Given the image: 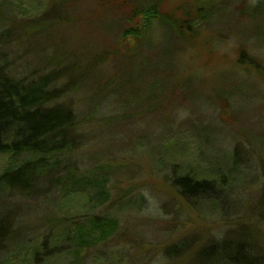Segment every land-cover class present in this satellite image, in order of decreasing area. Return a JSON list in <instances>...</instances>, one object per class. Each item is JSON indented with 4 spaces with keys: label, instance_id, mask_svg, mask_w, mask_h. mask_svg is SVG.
<instances>
[{
    "label": "rangeland",
    "instance_id": "1",
    "mask_svg": "<svg viewBox=\"0 0 264 264\" xmlns=\"http://www.w3.org/2000/svg\"><path fill=\"white\" fill-rule=\"evenodd\" d=\"M54 2V9L76 21L44 24ZM125 9L118 1L99 8L96 0H0V45L15 58L17 70L24 64L35 78L55 67L51 56H65L62 64L82 71L84 81L57 100L70 104L88 138L71 161L110 167L101 176L103 197L88 189L55 191L45 199L10 195L0 198V213L14 235L30 242H38L57 217L115 218V232L84 251L81 264H191L194 250L221 240L234 222L254 228L264 240V219L244 216L251 209L264 217V0H163L160 11L180 16L188 10L194 17L197 9L205 23L192 20L194 35L179 22L173 25L185 44L166 39L164 27L153 24L140 55L130 60H143L145 71L129 69L119 80L135 41L123 34L138 20L128 21ZM27 19L30 24L21 28ZM111 46L115 50L108 52ZM166 47L169 52L160 57ZM8 160L0 153V171ZM183 172L221 177L217 182L232 194L224 195L226 202L217 187L210 190L214 194L203 189L192 198L181 195L169 180ZM232 196L240 211L230 216ZM177 239L185 240L179 241L185 251L176 260L161 259L162 248ZM9 257L5 264H25L28 252L18 248ZM47 262L64 264V257L58 253Z\"/></svg>",
    "mask_w": 264,
    "mask_h": 264
},
{
    "label": "trees",
    "instance_id": "2",
    "mask_svg": "<svg viewBox=\"0 0 264 264\" xmlns=\"http://www.w3.org/2000/svg\"><path fill=\"white\" fill-rule=\"evenodd\" d=\"M113 1H118L119 5L126 7L125 16L128 21L138 17L134 25L125 28L126 31L123 34L124 36L131 35L135 41L128 47L129 56L124 57L127 63L119 69V80L124 78L125 71L129 69L145 71L147 66L143 60L141 62L130 60L133 56L140 55V42L142 38L146 39L144 37L146 34L147 37L150 35L149 29L153 24L160 28L164 27L166 39L174 38L179 43L185 44L187 43L185 37L179 33L177 35L173 30V25L179 22L180 27L194 35L196 32L192 20L197 18L205 23L203 15L200 16L197 9H194V17L189 14L188 10L183 11V14H179L180 16H177L175 11H160L159 7L163 0H96V4L99 8H105ZM55 3L45 12L47 20L43 19L44 24L47 22L65 24L72 20V22L76 21L67 19V15L62 13L64 10L54 9ZM162 14H170L172 19L161 21ZM29 21L31 20H23L21 24H25L20 25L21 28L30 24ZM2 36L4 34L0 32V39ZM169 49V47L162 49L160 57L165 50H167L166 53L169 52ZM114 50L112 46L107 49L108 52ZM107 51L105 53H108ZM6 52L5 49L0 48V153L7 154L9 160L0 171V198L18 195L22 198L35 196L45 199L55 191L64 195L84 189L90 190L97 198L103 197L106 194L105 178L101 176H106L110 167L103 163L79 167L75 161H71V154L88 142V138L70 104L57 101L71 88L78 87L79 83L84 81L82 71L74 66L71 69L69 65L62 64L65 63V56H51L49 63L50 65L55 64V67L46 73H39L34 78V75L31 77L26 71L24 64L20 65L21 70H17L14 63H11L15 58H11V55ZM101 52L99 55H106L104 51ZM57 64L59 68L56 67ZM61 77H65L63 82L58 81ZM216 95L219 97L222 94L217 93ZM159 102L157 100L156 104L158 105ZM236 150H234V157L237 158ZM233 160L235 161V158ZM170 178V185L175 187L181 195L190 198L202 193L203 189L214 194L210 191L214 187H217V192H221L224 202H226L224 195L232 194L224 190L223 183L217 182L222 181L221 177L220 179H208L183 172L175 175L173 173ZM233 198L234 196L230 204L227 200L230 216L239 210L236 205H233ZM257 203L259 204V200ZM211 207H215V203L212 202ZM250 210L249 214H244V216H251L256 221L264 219V217L257 218ZM227 217L225 218L228 220ZM232 225L234 228L227 229L218 242L210 240L194 250L190 263L264 264L262 237L253 231L254 228L250 229L244 223L234 222ZM58 226L61 227L58 235H55ZM55 228L57 229L53 232ZM116 228L115 218L105 215L85 213L81 217L73 215L65 218L57 217L56 221L47 227V233L38 242L35 240L30 242L20 234L14 235L16 231L11 229L9 219L1 211L0 253L4 254L0 259V264H5L11 259L10 253H16L18 248H26L28 252V260L25 264H49L47 260L58 253L64 257V262H62L64 264H81L84 251L113 234ZM253 240L255 245L261 242V246L256 245L255 248ZM179 241L185 240L177 239L165 245L161 250L160 258L171 257L176 260L185 251L186 246ZM232 242L237 244L234 250L230 251L228 247ZM220 255H224L225 258L221 260Z\"/></svg>",
    "mask_w": 264,
    "mask_h": 264
}]
</instances>
